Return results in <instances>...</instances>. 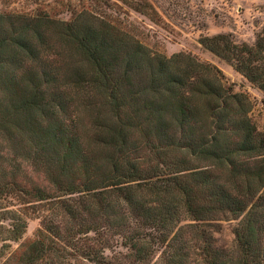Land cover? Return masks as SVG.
Returning a JSON list of instances; mask_svg holds the SVG:
<instances>
[{"label":"trees","instance_id":"trees-1","mask_svg":"<svg viewBox=\"0 0 264 264\" xmlns=\"http://www.w3.org/2000/svg\"><path fill=\"white\" fill-rule=\"evenodd\" d=\"M200 43L264 93V24ZM252 108L216 66L88 8L0 10V264H264ZM228 219L224 249L210 225Z\"/></svg>","mask_w":264,"mask_h":264},{"label":"rangeland","instance_id":"rangeland-1","mask_svg":"<svg viewBox=\"0 0 264 264\" xmlns=\"http://www.w3.org/2000/svg\"><path fill=\"white\" fill-rule=\"evenodd\" d=\"M146 1L154 12L142 13L121 0H0V10L43 9L57 18L68 20L73 11L84 7L118 23L153 51L167 56L178 51L189 52L216 66L235 91H244L250 96L253 101L251 118L264 133V93L200 43L201 37L214 34L253 42L264 24V0ZM236 225L234 219L211 223L219 247L228 249L232 246ZM38 227V219H29L21 240L32 237ZM17 244L11 242L10 249Z\"/></svg>","mask_w":264,"mask_h":264}]
</instances>
